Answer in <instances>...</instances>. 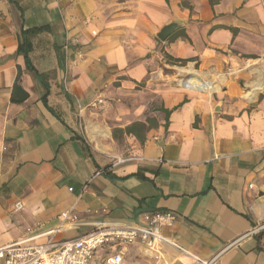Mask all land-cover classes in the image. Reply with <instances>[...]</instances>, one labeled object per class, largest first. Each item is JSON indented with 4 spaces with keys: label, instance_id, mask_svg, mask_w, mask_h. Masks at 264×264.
<instances>
[{
    "label": "crops",
    "instance_id": "obj_1",
    "mask_svg": "<svg viewBox=\"0 0 264 264\" xmlns=\"http://www.w3.org/2000/svg\"><path fill=\"white\" fill-rule=\"evenodd\" d=\"M165 211L200 260L264 264V0H0V248Z\"/></svg>",
    "mask_w": 264,
    "mask_h": 264
},
{
    "label": "built area",
    "instance_id": "obj_2",
    "mask_svg": "<svg viewBox=\"0 0 264 264\" xmlns=\"http://www.w3.org/2000/svg\"><path fill=\"white\" fill-rule=\"evenodd\" d=\"M183 85L188 87L187 83ZM106 107L102 97L95 99L90 106L97 112L104 111ZM86 189L84 186L83 191ZM22 208L21 203L13 206L15 212ZM175 220L172 212H153L144 217L141 226L99 225L92 233L62 243L49 241L30 245L29 240H25L0 248V264H128L125 256L130 246H138L145 256L156 262L160 260L161 248L168 247L188 257L192 264H214L216 258L204 262L162 234V229L171 227Z\"/></svg>",
    "mask_w": 264,
    "mask_h": 264
},
{
    "label": "trees",
    "instance_id": "obj_3",
    "mask_svg": "<svg viewBox=\"0 0 264 264\" xmlns=\"http://www.w3.org/2000/svg\"><path fill=\"white\" fill-rule=\"evenodd\" d=\"M209 1V4L210 5H214L216 3H218L220 0H208ZM233 33H235V31H233ZM19 51L22 52L24 54V56L26 57L27 56V53H28V49L26 46L24 45H21L19 46ZM18 90V85H15L14 88H13V93L14 91ZM27 98V94L23 93L22 95V99L20 100H16L14 98V95L13 97L11 98V100L13 102H21V101H24L25 99ZM170 112L166 111L165 112V115H166V118H168V115H169ZM146 129L145 125L144 124H141V123H134L132 124L131 126L127 127L125 130H124V133L126 134H133V135H136L139 139V141H142L143 139L139 136V133L144 131ZM113 136H116V131H113Z\"/></svg>",
    "mask_w": 264,
    "mask_h": 264
},
{
    "label": "water",
    "instance_id": "obj_4",
    "mask_svg": "<svg viewBox=\"0 0 264 264\" xmlns=\"http://www.w3.org/2000/svg\"><path fill=\"white\" fill-rule=\"evenodd\" d=\"M181 25L178 22L172 21L164 26L160 32L156 35L157 39L164 42L172 35Z\"/></svg>",
    "mask_w": 264,
    "mask_h": 264
},
{
    "label": "rangeland",
    "instance_id": "obj_5",
    "mask_svg": "<svg viewBox=\"0 0 264 264\" xmlns=\"http://www.w3.org/2000/svg\"><path fill=\"white\" fill-rule=\"evenodd\" d=\"M130 248L131 247H127V249H126V256H125L126 261L131 263V264H142V259H140V258L136 259V257L131 259L130 256H128Z\"/></svg>",
    "mask_w": 264,
    "mask_h": 264
},
{
    "label": "bare ground",
    "instance_id": "obj_6",
    "mask_svg": "<svg viewBox=\"0 0 264 264\" xmlns=\"http://www.w3.org/2000/svg\"><path fill=\"white\" fill-rule=\"evenodd\" d=\"M258 85H259V84H258ZM256 87H257V85H256ZM254 88H255V87H254ZM254 88H253V89H254ZM257 90H258V88L255 89L253 92H249V93H247V94L245 95V97H246V98H251V97L253 96V94L256 93L255 91H257Z\"/></svg>",
    "mask_w": 264,
    "mask_h": 264
}]
</instances>
